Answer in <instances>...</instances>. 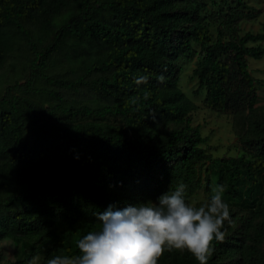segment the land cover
<instances>
[{
  "label": "trees",
  "instance_id": "obj_1",
  "mask_svg": "<svg viewBox=\"0 0 264 264\" xmlns=\"http://www.w3.org/2000/svg\"><path fill=\"white\" fill-rule=\"evenodd\" d=\"M71 7L74 15L53 29ZM248 10L243 0H0V39L14 31L30 57L25 81L0 96V241L11 239L21 254L7 264L75 254V241L98 226L97 213L155 203L181 183L187 199L200 189L208 197L211 178L213 187L225 186L231 222L223 242H212L208 264H264V105L255 106L260 82L246 66V58L264 56V23L254 34L232 29ZM32 29L52 31L41 48ZM193 46L199 58L191 77L204 106L241 114L238 156L212 158L190 124L195 106L177 88V61ZM63 47L78 72L71 80L45 75ZM56 89L106 103L68 104ZM35 95L56 102L42 108ZM107 116L119 123L103 122ZM54 140L72 149L43 146ZM157 264L199 262L166 250Z\"/></svg>",
  "mask_w": 264,
  "mask_h": 264
},
{
  "label": "clouds",
  "instance_id": "obj_2",
  "mask_svg": "<svg viewBox=\"0 0 264 264\" xmlns=\"http://www.w3.org/2000/svg\"><path fill=\"white\" fill-rule=\"evenodd\" d=\"M224 192L225 186L216 185L203 202L194 203L181 183L155 203L110 206L96 214L98 226L75 241V254L50 256L46 264H157L166 250L187 251L208 264L212 242H223L222 229L231 222Z\"/></svg>",
  "mask_w": 264,
  "mask_h": 264
},
{
  "label": "rangeland",
  "instance_id": "obj_3",
  "mask_svg": "<svg viewBox=\"0 0 264 264\" xmlns=\"http://www.w3.org/2000/svg\"><path fill=\"white\" fill-rule=\"evenodd\" d=\"M249 7L248 11L239 15V20L233 23L232 29L235 34L241 35L245 32L258 33L261 25L264 23V0H243ZM230 7H234L231 1ZM75 9L71 7L69 10L64 11L54 18L52 21L53 29L64 23L70 16L74 15ZM107 20L110 16L104 17ZM218 27L217 22L210 24V32L215 35V28ZM33 28V27H32ZM37 31L32 29V37L41 48L50 37L51 30ZM264 48V42L260 43ZM254 46V45H252ZM0 48L2 49V63L0 64V96L4 93L5 89L14 83L22 84L27 76L28 63L30 60L26 46L20 40L19 36L14 31L4 30L1 34ZM67 47L61 48L51 59V62L46 67L45 75L54 78H62L71 80L78 74L77 71H70L66 62ZM199 58V51L196 46L192 47V52L177 61L178 66V82L177 88L179 91L189 99L195 106V109L189 114L190 124L197 127L200 135L206 137V142L201 146L207 154L212 158L235 157L241 154V149L238 145V136L242 130V118L240 113L236 114H220L208 110L203 103L204 91H197V81L191 77V71L194 68L195 62ZM246 66L249 74L254 79L260 82L259 86L255 89V106L259 107L264 105V56L260 60H253L246 58ZM37 88L48 89L49 87L42 81L35 83ZM196 92V93H195ZM10 93L17 95L16 91ZM56 95L59 99L68 104L81 105L86 104L90 108L98 109L106 102L102 98H95L86 91H79L78 93L68 92L62 89H56ZM32 100L40 107L46 108L49 104H53L55 100H46L43 95L32 96ZM103 122L119 123V117L107 116ZM34 141L27 138L29 146L33 145ZM48 144L44 143L43 146L48 149L56 147H68L72 149L70 144L64 141L54 140ZM211 186L213 188V181ZM5 195L0 192V196ZM207 196L200 189L190 200L194 203L205 200ZM20 249L17 243L9 238L0 241V264H7L20 259ZM27 264H41V257L36 256L30 263Z\"/></svg>",
  "mask_w": 264,
  "mask_h": 264
}]
</instances>
